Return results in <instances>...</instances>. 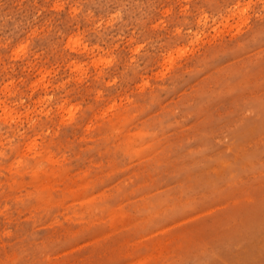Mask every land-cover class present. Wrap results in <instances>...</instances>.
<instances>
[{
	"label": "rangeland",
	"instance_id": "rangeland-1",
	"mask_svg": "<svg viewBox=\"0 0 264 264\" xmlns=\"http://www.w3.org/2000/svg\"><path fill=\"white\" fill-rule=\"evenodd\" d=\"M0 264H264V0H0Z\"/></svg>",
	"mask_w": 264,
	"mask_h": 264
}]
</instances>
